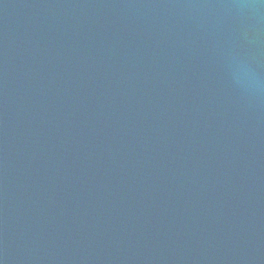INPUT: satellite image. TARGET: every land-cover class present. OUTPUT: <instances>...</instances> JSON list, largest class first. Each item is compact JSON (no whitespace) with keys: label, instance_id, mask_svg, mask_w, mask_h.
<instances>
[{"label":"water","instance_id":"95a60500","mask_svg":"<svg viewBox=\"0 0 264 264\" xmlns=\"http://www.w3.org/2000/svg\"><path fill=\"white\" fill-rule=\"evenodd\" d=\"M258 0H0V264H264Z\"/></svg>","mask_w":264,"mask_h":264},{"label":"clouds","instance_id":"9594fccd","mask_svg":"<svg viewBox=\"0 0 264 264\" xmlns=\"http://www.w3.org/2000/svg\"><path fill=\"white\" fill-rule=\"evenodd\" d=\"M258 5L264 7V0H258ZM233 82L249 92L264 91V78L260 77L251 65L238 58H233L228 66Z\"/></svg>","mask_w":264,"mask_h":264}]
</instances>
